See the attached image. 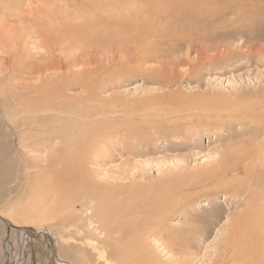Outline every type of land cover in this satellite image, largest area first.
<instances>
[{
  "label": "rangeland",
  "instance_id": "rangeland-1",
  "mask_svg": "<svg viewBox=\"0 0 264 264\" xmlns=\"http://www.w3.org/2000/svg\"><path fill=\"white\" fill-rule=\"evenodd\" d=\"M167 2L0 0V68L42 82L40 104L57 96L41 127L12 123L25 149L2 116L19 102L0 96V264H264V0H180L179 17ZM198 7L205 18L188 15ZM66 159L59 210L46 182ZM99 202L116 217L93 232Z\"/></svg>",
  "mask_w": 264,
  "mask_h": 264
},
{
  "label": "bare ground",
  "instance_id": "bare-ground-1",
  "mask_svg": "<svg viewBox=\"0 0 264 264\" xmlns=\"http://www.w3.org/2000/svg\"><path fill=\"white\" fill-rule=\"evenodd\" d=\"M1 1H6V0H1ZM180 1V0H179ZM178 0H177V2H176V0L174 1V0H171V2L170 3H168L167 2V8H164V12H166V13H169L170 15H172V16H174L175 14L177 15V17H179L180 16V14L181 15H184V6L183 5H180V4H178V2H179ZM216 0H211V2H215ZM103 2V1H102ZM113 2V1H112ZM107 4V3H106ZM16 5V4H15ZM6 6L7 7H4L5 9H11L12 7H10L11 5H9L8 3H6ZM17 6H15V7H13L12 9H14L15 8V10H18L19 8H16ZM108 7V6H107ZM104 8V7H103ZM135 8V7H134ZM101 9V8H100ZM109 10V9H108ZM12 11V10H11ZM101 11V10H100ZM210 11V9L209 10H207V13ZM15 12V11H14ZM93 12V11H92ZM97 12H99V10L98 11H96V14H97ZM106 12V11H105ZM20 13V12H19ZM95 13V12H94ZM93 13V14H94ZM154 13H156L154 16L155 17H157L158 18V12H157V10L155 11L154 10ZM91 14V13H90ZM92 14V15H93ZM100 14V13H99ZM99 14H98V16H99ZM136 14H137V11H136ZM18 15V14H17ZM103 15V14H102ZM189 16H193V18H198V17H201V18H205V15H206V11L201 7H198V8H196V9H193V10H191L190 12H189V14H188ZM49 16V15H48ZM188 16V17H189ZM94 17H96V15H94ZM106 17H107V15H106ZM98 18V17H97ZM131 19V18H130ZM134 19V18H133ZM107 20V19H106ZM125 20H127V17H126V19ZM40 21V20H39ZM108 21V20H107ZM128 21V20H127ZM105 24V23H104ZM82 25V24H81ZM103 25V24H102ZM135 25V24H134ZM113 28V30H114V27H112ZM111 28V29H112ZM117 28V27H116ZM32 31H34V30H32ZM27 33V32H26ZM30 32H28V34H29ZM33 33H35V32H32V34ZM112 33V32H111ZM31 34V33H30ZM30 34H29V36H30ZM28 36V37H29ZM109 36V35H108ZM34 39V38H33ZM36 44V42H33V44ZM50 58H52V57H50ZM22 63V62H21ZM51 64H54V62H52ZM19 65H21L20 63H19ZM50 66H53V67H55L56 69L58 68V69H61L62 70V68H63V65H60L59 64V62L58 63H55L54 65H50ZM5 68V69H4ZM30 68L31 69H33V70H36V71H42V68H41V66H37V65H35V64H33V66L32 65H30ZM29 69V68H28ZM0 70L4 73L3 74V78H8L10 81L8 82H6L5 84H3V83H1L0 84V96H2V99L3 100H5V102L7 101V103L6 104H8L9 102H10V100H9V97H8V90H7V87L11 90V96L10 97H12V98H14L16 101H18L19 102V104H18V109L16 108H14V107H12V108H10L9 110L7 109L6 111H5V107H3V109H4V111H3V118H4V120H5V122H7V123H9V126L11 127V129H12V131H14V135H16L17 136V138H19V140L22 142V144H20L21 145V148L22 149H25V143H26V134H20V135H22L21 137L22 138H20V137H18V135H19V133H18V130L16 131V128L15 127H12V123H15L16 121H18L19 123H21V124H31L30 126H33V125H35L37 128H39V127H41L40 126V117H41V115L43 114V112H44V114L48 111V109H47V106H54V102H55V100H56V98H57V96H55V95H53V93L52 94H50L49 96H47L46 98H43V99H41V104H40V102H39V98H41L40 97V91L38 90V88H42V90H43V87H40V86H42V82H40V84H33V85H29V86H26L25 84H23V85H17V84H13V83H11V81L12 80H14V78H15V76L16 75H14V73H12V71L10 70V68H9V66H7V67H2V68H0ZM18 72H20V76H22L23 74H22V71L21 70H19ZM35 75V74H34ZM38 75V74H37ZM19 76V77H20ZM63 76V75H62ZM91 77H92V75H91ZM21 78H24V77H21ZM85 78V77H84ZM17 79V78H16ZM51 79V78H50ZM79 79H81V77H79ZM48 80V79H47ZM0 81H1V77H0ZM44 81V80H43ZM52 81H53V79H52ZM82 81V80H81ZM9 85V86H8ZM47 85L48 84H46L44 87L45 88H47ZM53 86H55V85H53ZM25 87H27L28 89H31V88H33L34 87V89L33 90H35V93H33L32 91H27L28 92V94H32V96L30 97V96H27L28 97V99H29V97H30V99L29 100H27L26 99V97H25V95L27 94V92H26V90H25ZM49 89H50V86L48 87ZM92 88V87H91ZM94 88V87H93ZM16 90H19L18 92L16 91ZM47 90V89H46ZM25 91V92H24ZM39 91V92H38ZM51 91H53V88L51 89ZM47 93V92H46ZM49 93V92H48ZM55 94H57L56 93V91H55ZM42 95H43V93H42ZM48 95V94H47ZM45 97V96H44ZM1 98V97H0ZM60 103V102H59ZM5 104V103H4ZM6 108H7V106H6ZM53 108V107H52ZM224 109V108H223ZM34 114V115H33ZM25 117H29V118H25ZM63 119H64V117H63ZM11 123V124H10ZM20 124V125H21ZM41 129H38L36 132H37V135H40V133H41V131H40ZM44 130V129H43ZM54 130V129H53ZM45 131V130H44ZM48 132H49V130H48ZM15 137V136H14ZM34 138V137H33ZM33 138H32V140H33ZM55 137H52V136H46V139H43V138H41V139H38V140H36V139H34V141H33V143H38V141H41V144H48V142L49 141H51V140H53ZM28 141V140H27ZM31 141V140H30ZM25 142V143H24ZM50 143V142H49ZM25 144V145H24ZM28 144V143H27ZM51 145V144H50ZM94 145H91L90 147H91V149H92V147H93ZM94 148V147H93ZM81 151V150H80ZM262 152H263V148H261V149H259L258 150V154H254V156L256 157V156H258L256 159H254L253 161H255V160H259L260 158H259V154L261 155L262 154ZM73 154V153H72ZM65 155V154H64ZM67 156V155H66ZM69 157V156H68ZM83 158V157H82ZM75 159H76V157H75ZM81 159V158H80ZM63 160V159H62ZM79 160V159H78ZM82 160V159H81ZM58 160H54V162H57ZM77 161V160H76ZM65 163V164H64ZM63 164H62V166H64L62 169H61V171L60 170H56L54 173H55V175H51V179H50V177L48 176L47 177V182L46 183H48L49 181H50V185H51V180H55L56 181V183H54V182H52V185L50 186V188H51V190H52V195H53V199L55 200V202H57L58 204H60L61 203V207H59V210L61 209V208H63V205L65 204V206H66V208H67V210L68 209H70L69 207V205H66V203L64 202L65 201V199H64V196H66V192L69 190V188H70V186H71V184H70V181H71V179L70 180H66V176H62V179H61V177H60V174L59 173H70L71 174V172H70V170H72L71 169V167H70V160L69 159H66V162H64ZM13 164V163H12ZM53 166H55L56 164H52ZM73 165V164H72ZM51 166V165H50ZM52 166V167H53ZM57 166V165H56ZM51 167V168H52ZM230 167H218V173L216 174L217 176H220L221 178L222 177H224L225 175H227V173H228V171L230 170V171H241L242 170V168L243 167H240V166H236L235 164H233V166L229 169ZM82 170V169H81ZM79 172H81V171H79ZM219 174V175H218ZM82 177H84V176H82ZM78 178H81V177H78ZM91 178V177H90ZM72 179L73 180H76L75 178H74V176H72ZM202 179H198V181H201ZM84 182H85V180H84ZM195 182V181H194ZM206 182V181H205ZM45 183V182H44ZM78 184H85V183H83L80 179H79V181L77 182ZM37 184V183H36ZM87 184H89L88 186H89V190L91 189L90 187H92V183L90 182V181H87ZM38 185V184H37ZM45 185V184H44ZM36 186V185H35ZM84 186V185H83ZM87 186V185H86ZM31 188V187H30ZM39 189H42V186H41V188L40 187H38ZM45 188H46V186H45ZM50 188H49V190H48V192L49 191H51L50 190ZM86 188V187H85ZM38 189V190H39ZM88 189V188H87ZM35 191H36V189H35ZM85 191H87V190H85ZM39 192H41L40 190H39ZM36 193V192H35ZM102 193V192H101ZM32 196H34V194L33 193H30ZM41 193H39V195H40ZM42 194L44 195V192H42ZM49 194H50V192L49 193H47V195L49 196ZM51 195V196H52ZM32 196H30L29 195V198L31 199L32 198ZM37 196H38V194H37ZM42 196V195H41ZM35 197V196H34ZM40 197V196H39ZM45 199V198H44ZM43 199V196H42V198H36V200H37V202L39 203V205L41 206V204L40 203H44L45 202V200ZM51 199H52V197H51ZM35 201V200H34ZM47 201V200H46ZM141 201V200H140ZM157 201H158V199H157ZM164 201V200H163ZM166 201H170V199L169 200H166ZM36 202V201H35ZM36 202V203H37ZM165 202V201H164ZM163 202V203H164ZM30 203H34L33 202V200L32 201H28V204H30ZM46 203V202H45ZM44 203V204H45ZM102 203V202H101ZM155 203V202H154ZM51 204V203H50ZM171 205L172 204H174V203H170ZM52 205H54V204H52ZM47 206H49V205H47ZM55 206H57V205H55ZM155 208L156 209H154L153 211H148V212H145V213H142L141 214V217L145 220V223H146V225H153L152 223H149L148 222V220L147 219H152L155 223H156V221L157 220H159L158 219V217L160 216V214H162L163 213V207H162V205H161V208H160V203L158 202V203H156L155 205ZM147 207V206H146ZM41 208V207H40ZM47 208L48 207H46L45 205H44V210H46L47 211ZM50 208H52V206L50 207ZM56 208V207H55ZM54 209V208H53ZM101 209H102V205L100 204V202H99V206H97L96 208H95V212L94 213H91V211H90V214L89 215H85V218H84V221H83V224H84V226L86 227V228H88V229H90L91 231H93V232H95L96 230H97V226L99 225V227L102 225V226H111V229H112V225H113V223L114 222H112V220L111 219H113L114 217H116V213H115V216H112L113 215V213H110L111 211H113V210H106L107 212H105L103 209V213H102V211H101ZM106 209V208H105ZM147 209H148V207H147ZM49 210V209H48ZM55 210V209H54ZM62 211V210H61ZM143 211V210H142ZM147 211V210H146ZM52 212V211H51ZM56 212V211H55ZM62 212H64V211H62ZM141 213V212H140ZM145 216H144V215ZM134 215V214H133ZM249 216H248V214H246V215H244V216H242V215H240V216H237L236 218H234L235 219V223L236 224H240L242 221H243V219H245V218H248ZM48 218H51V215L48 217ZM48 218H46V219H48ZM118 219L120 218V217H117ZM126 218V217H125ZM130 218V217H129ZM116 219V218H115ZM114 219V220H115ZM121 219V218H120ZM39 221H42V219H40ZM261 221V220H260ZM137 222V221H136ZM159 222V221H158ZM132 223V222H131ZM122 221L121 222H117V228H120L121 226H122ZM158 224V223H157ZM94 226H96L95 228H94ZM120 226V227H119ZM135 226V225H134ZM136 227V226H135ZM109 230V229H108ZM142 230V229H141ZM110 232H111V230H109ZM98 232V231H97ZM101 234H103L104 235V231H101L100 232ZM102 235V236H103ZM109 235V234H108ZM130 235V234H129ZM252 247H248V246H244V247H241L240 249L241 250H243L242 251V253H239L240 255L238 256L241 260L243 259V261H244V258H247V257H249L248 255L249 254H253V252H252ZM264 249V248H263ZM240 250V251H241ZM79 257H81V256H79ZM237 257V258H238ZM120 258V257H119ZM250 258V257H249ZM255 258H256V256H255ZM122 262H124L123 261V259H120ZM257 261V260H256ZM255 261V262H256ZM238 262V261H237ZM244 263V262H243ZM246 264H253L251 261H250V259H247L246 260Z\"/></svg>",
  "mask_w": 264,
  "mask_h": 264
}]
</instances>
